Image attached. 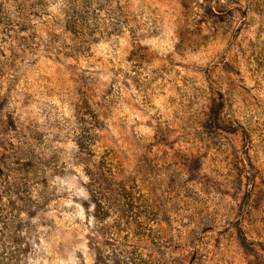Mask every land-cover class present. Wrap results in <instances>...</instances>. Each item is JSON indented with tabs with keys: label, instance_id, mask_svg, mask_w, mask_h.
Returning a JSON list of instances; mask_svg holds the SVG:
<instances>
[{
	"label": "rangeland",
	"instance_id": "obj_1",
	"mask_svg": "<svg viewBox=\"0 0 264 264\" xmlns=\"http://www.w3.org/2000/svg\"><path fill=\"white\" fill-rule=\"evenodd\" d=\"M0 264H264V0H0Z\"/></svg>",
	"mask_w": 264,
	"mask_h": 264
}]
</instances>
